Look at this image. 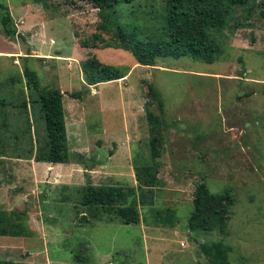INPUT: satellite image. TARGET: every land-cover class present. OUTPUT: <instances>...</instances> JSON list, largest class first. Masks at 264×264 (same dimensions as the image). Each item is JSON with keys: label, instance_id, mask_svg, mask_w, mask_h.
Wrapping results in <instances>:
<instances>
[{"label": "rangeland", "instance_id": "1", "mask_svg": "<svg viewBox=\"0 0 264 264\" xmlns=\"http://www.w3.org/2000/svg\"><path fill=\"white\" fill-rule=\"evenodd\" d=\"M0 2L7 5L18 34L13 39L0 36V98L8 104L0 108V121H4L0 213L11 227L23 228L21 236L0 237V260L12 264H211L200 247L219 241L227 250L228 264H264L261 0L231 10L226 25L215 35L221 50L217 61L204 64L187 57L165 58L156 59L152 66H140L128 52L97 44L73 53L74 42L91 43L92 34L105 44L120 45L110 21L131 23L134 16L127 5L105 13L79 0H54L46 5L39 0ZM141 7L135 16L139 22ZM100 22L107 25L106 31L95 29ZM88 57L125 69V76L85 86L80 63ZM23 65L36 73L41 88L62 94L69 159L55 170L27 158L34 154L40 125L31 122L30 135L18 140L22 123L32 119L30 104L26 111L13 108L28 97ZM147 83L161 110L157 99L146 97ZM75 92H81L79 100L69 97ZM145 103L165 128L156 183L137 189L134 171L153 166ZM200 182L210 194L228 190L232 196L223 234L186 229L194 187ZM86 184L131 188L138 222L124 225L103 215L88 219L78 205V190Z\"/></svg>", "mask_w": 264, "mask_h": 264}, {"label": "trees", "instance_id": "2", "mask_svg": "<svg viewBox=\"0 0 264 264\" xmlns=\"http://www.w3.org/2000/svg\"><path fill=\"white\" fill-rule=\"evenodd\" d=\"M54 0H39L46 2ZM89 4L98 12L108 13L114 7L127 5L129 13L134 16L127 24H118L111 20L116 29V38L120 45L105 44L98 34L91 35V43L81 42L80 48L120 49L128 52L136 64L152 66L156 59L187 57L204 64H211L218 60L220 46L215 41V35L227 23L228 16L235 6L244 5L250 0H79ZM160 7H156L158 5ZM264 8V0L259 4ZM142 15V22L135 20L136 9ZM133 8V9H132ZM109 21V20H108ZM95 29L106 31L107 25L100 22ZM0 36L13 39L18 36L15 23L9 15L5 3L0 2ZM82 81L85 86L113 82L125 76V69L104 65L92 58H86L80 63ZM22 77L24 88L28 92L27 100H21L13 108L26 111L27 104L31 106L32 119L22 123L18 140L30 135V123L40 125L41 132H35L34 154L27 158L36 163L66 164L68 163V149L65 137L64 115L61 105L62 94L54 88H41L34 71L23 65ZM81 92L70 93L69 97L79 100ZM146 97L157 99L158 109L162 104L156 97L151 84H146ZM149 103L143 105L144 118L147 126L150 158L153 166L138 168L134 172L136 188H151L156 183L155 173L160 156L163 122L148 109ZM8 106L0 98V108ZM1 110V109H0ZM2 117L0 116V119ZM4 121H0V129ZM5 133V132H4ZM7 138H11L6 134ZM16 141L17 138L13 136ZM2 138L0 137V142ZM30 153V150L27 151ZM233 199L228 190L219 194H210L203 182L195 185L192 194V210L186 220L189 232L224 233L226 221L229 218ZM78 205L87 212L88 219H98L100 216H113L124 225L138 222L135 211L136 203L133 190L123 191L115 186H93L86 184L78 190ZM23 234L21 226L9 224L5 214L0 213V237H18ZM200 252L209 258L211 264H228L227 250L221 242H214L201 246ZM0 264H12L7 260H0Z\"/></svg>", "mask_w": 264, "mask_h": 264}, {"label": "crops", "instance_id": "3", "mask_svg": "<svg viewBox=\"0 0 264 264\" xmlns=\"http://www.w3.org/2000/svg\"><path fill=\"white\" fill-rule=\"evenodd\" d=\"M7 6V5H6ZM35 30V26H33L32 27V31H34ZM74 38V37H73ZM53 43V41H49V44H52ZM73 46L75 47H73V53H76V54H79V53H81V51H83L82 49H84V48H80V46L77 44V42L75 43L74 42V44H73ZM12 47H14V46H12ZM15 48V47H14ZM3 53H5V52H3ZM40 54L41 55H46L45 53H41L40 52ZM121 80V79H120ZM119 81V80H118ZM107 83H109V82H107ZM62 109L64 110V108L62 107ZM42 164H44V165H49L50 166V168L49 169H51V170H55V168H56V166H59L60 164H47V163H42Z\"/></svg>", "mask_w": 264, "mask_h": 264}]
</instances>
